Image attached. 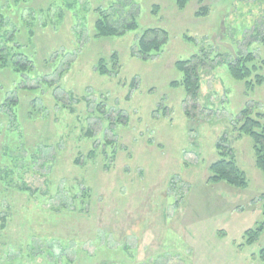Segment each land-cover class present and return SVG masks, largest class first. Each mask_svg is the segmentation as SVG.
I'll use <instances>...</instances> for the list:
<instances>
[{"label":"rangeland","instance_id":"374dc122","mask_svg":"<svg viewBox=\"0 0 264 264\" xmlns=\"http://www.w3.org/2000/svg\"><path fill=\"white\" fill-rule=\"evenodd\" d=\"M100 11L137 29L95 38ZM0 13L6 51L31 65H0V264H264V230L246 235L264 175L237 121L264 113V84L234 79L218 43L264 76V0H0ZM149 28L168 38L142 59ZM193 54L196 100L170 86ZM221 138L244 189L207 182Z\"/></svg>","mask_w":264,"mask_h":264},{"label":"trees","instance_id":"16d2710c","mask_svg":"<svg viewBox=\"0 0 264 264\" xmlns=\"http://www.w3.org/2000/svg\"><path fill=\"white\" fill-rule=\"evenodd\" d=\"M176 6L180 9L184 8L190 0H172ZM99 18L95 22V38L101 37H111V36H123L127 31L137 29V22L134 16L131 17L130 21H122L120 24H116L110 19L109 15L103 14L100 11ZM205 16V11L203 13L197 12L196 16ZM2 18L0 13V19ZM168 33L161 28H149L143 32L138 40V53L145 59V56H150L154 52H158L160 48L167 42ZM9 38H5V35H0V65L2 67L6 66L7 58H11L14 62L16 70L28 71L30 69V61L26 59L25 61H20L15 56H19L18 53L10 54L6 51L8 47ZM232 54V53H231ZM14 56V57H13ZM230 61L224 60L221 63H225L231 76L238 80H245L247 87H252L253 85L260 86L264 84V76L256 73L254 66L249 67L247 65L248 61L253 60L251 52L247 55H232ZM13 57V58H12ZM113 66L111 71L117 73L120 69L117 63V55L113 54L111 56ZM14 59V60H13ZM206 58L198 54H193L190 58L184 60H178L175 63V67L178 71L182 73V80L180 82L173 81L170 86L177 88L182 86L185 90L187 96L191 99L196 100L198 96V90L200 88V73L199 69L204 64ZM99 73L102 75L109 74V69L104 65V60H99ZM261 66L264 67V60L261 61ZM253 76V82H251V77ZM239 125V135H247L251 138L253 143L254 151V162L255 166L264 175V113L254 112L250 107H245L241 110L239 117L237 118ZM221 141L225 142V139H220L216 148L218 151V159L210 164L209 171L210 176L207 179L208 183H220L224 182L229 186L244 189L247 187V179L244 171L238 166L233 148ZM263 217H264V205H263ZM264 230V220L259 224L256 229H250L246 231L247 242L252 243L256 240L257 236ZM257 257L264 261V246L260 248Z\"/></svg>","mask_w":264,"mask_h":264},{"label":"water","instance_id":"95a60500","mask_svg":"<svg viewBox=\"0 0 264 264\" xmlns=\"http://www.w3.org/2000/svg\"><path fill=\"white\" fill-rule=\"evenodd\" d=\"M218 43L221 44L222 46L226 47L234 56L236 55L234 52V48L231 44L226 43V42H221V41H219V39H218Z\"/></svg>","mask_w":264,"mask_h":264}]
</instances>
